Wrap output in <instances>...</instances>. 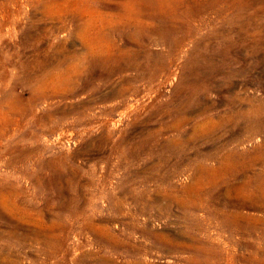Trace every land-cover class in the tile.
Masks as SVG:
<instances>
[{
	"label": "rangeland",
	"instance_id": "374dc122",
	"mask_svg": "<svg viewBox=\"0 0 264 264\" xmlns=\"http://www.w3.org/2000/svg\"><path fill=\"white\" fill-rule=\"evenodd\" d=\"M50 1L0 0V264H264V0Z\"/></svg>",
	"mask_w": 264,
	"mask_h": 264
},
{
	"label": "bare ground",
	"instance_id": "6f19581e",
	"mask_svg": "<svg viewBox=\"0 0 264 264\" xmlns=\"http://www.w3.org/2000/svg\"><path fill=\"white\" fill-rule=\"evenodd\" d=\"M52 1V0H51ZM50 1V2H51ZM54 2V1H53ZM52 3V2H51ZM54 3H56V1L54 2ZM73 4V3H72ZM122 5H123V7H124V9H125V14H126V16H128V7H129V5H130V1L129 0H123L122 1V3H121ZM51 6H53V5H51ZM70 6H72V5H70ZM92 6V5H91ZM56 7H58V6H56ZM61 7V6H60ZM73 7V6H72ZM94 7V6H93ZM55 8V7H54ZM53 7H50L49 5L48 6H45L44 7V14L47 16V17H49V18H53L54 17V19L55 18H57L56 16H62V14H64V13H62L61 14V9L59 10H56V9H54ZM59 8V7H58ZM95 8H98V6L96 5V7ZM62 9H64V8H62ZM69 9V8H68ZM77 9V8H76ZM93 9V8H92ZM91 8H90V10H92ZM101 9V8H100ZM85 10V9H84ZM93 10H95V9H93ZM63 11V10H62ZM66 11V10H65ZM64 11V12H65ZM77 11H79V10H77ZM97 11V10H96ZM99 11V10H98ZM112 11V10H111ZM67 12H69V10L67 11ZM83 12V11H82ZM86 12V11H85ZM89 12V11H88ZM79 13V12H78ZM112 13V12H111ZM68 14V13H67ZM75 14V13H74ZM77 14V13H76ZM89 14H90V12H89ZM95 14V13H94ZM101 14V13H100ZM65 15V14H64ZM79 15V14H78ZM71 16V15H70ZM89 16V15H88ZM102 16V15H101ZM121 16V15H120ZM73 18H74V16H72ZM81 16H79V18H80ZM85 17V16H84ZM84 17H82V18H84ZM94 17V16H93ZM95 17H97V16H95ZM104 17V16H103ZM112 17H113V15H112ZM45 18V17H44ZM76 18H77V16H76ZM42 19H43V17H42ZM85 19V18H84ZM90 19H92V16H91V18ZM117 19H119V18H117ZM41 20V19H40ZM43 20H45V19H43ZM87 20H89V19H87ZM87 20L85 21L86 22V24H87ZM95 20V22H96V19H94ZM100 20V19H99ZM108 20V19H107ZM42 21V20H41ZM47 21V20H46ZM77 21V20H76ZM81 21H83V20H81ZM102 21H104L103 19H102ZM118 21H120V20H118ZM48 22V21H47ZM84 22V23H85ZM91 22V21H90ZM98 22V21H97ZM96 22V23H97ZM112 22V21H111ZM85 24V25H86ZM91 24V23H90ZM90 24L89 25H87V26H90ZM92 24H94V21H93V23ZM105 24V23H104ZM81 25H82V22H81ZM80 25V26H81ZM85 25H83V27L85 26ZM113 25V24H112ZM79 26V27H80ZM96 26V25H95ZM99 26V25H98ZM111 26V25H110ZM113 27V26H112ZM81 28V27H80ZM79 28V29H80ZM94 28V27H93ZM96 28V27H95ZM99 28V27H98ZM101 28V27H100ZM116 28H118L117 26H116ZM180 30L181 29V27H176V28H171L170 30H169V33H174V31H176V30ZM44 30V29H43ZM98 31H99V29H98ZM83 33H85V32H83ZM95 33V32H94ZM96 34V33H95ZM37 40V39H36ZM40 40V39H39ZM38 40V41H39ZM37 43V42H36ZM44 52L46 51V49L45 50H43ZM38 52H40V51H38ZM43 52V53H44ZM47 52V51H46ZM41 53V52H40ZM93 54V53H92ZM91 56V55H90ZM86 57H88V56H86ZM96 57V56H95ZM94 57V58H95ZM153 57V56H152ZM131 63V62H130ZM135 63V62H134ZM95 64V63H94ZM123 72H129L130 74H128L127 73V75L124 77V80L122 81V83L117 87V89L115 90V91H113L114 92V97L116 98V99H122V101L123 100H125V99H127L128 98V96H130V98L131 99H135V100H137L138 102V104H136V105H140V102H142V100H144V99H141L142 98V96H141V90L139 89V87L138 86H135V84L134 83H141V82H143L144 84H152V83H155L158 79H160V77H162L163 76V73L165 72V68L163 67V66H161V64H158V65H153V64H151V63H144V65L143 64H136V65H129L126 69H124L123 70ZM57 74V73H56ZM56 74H51L50 76H49V79L47 78L46 79V81L44 80V79H35V81H34V83H35V92H39V91H45V89L46 88H48V89H50V90H52V92H56L57 90H59V86H60V84H61V81H63L64 80V77H62V76H59V75H56ZM171 74V73H170ZM42 75V74H41ZM66 75V74H65ZM171 76V75H170ZM45 78V77H44ZM66 78V77H65ZM168 80V79H167ZM68 83V82H67ZM154 87V86H153ZM112 92V93H113ZM159 92V91H158ZM157 92V93H158ZM148 93H154V89L153 88H151L150 90H149V92ZM145 96V95H144ZM146 97V96H145ZM150 98H152V97H150ZM121 101V100H120ZM121 103V102H120ZM119 103V104H120ZM145 103H147V101L145 102ZM193 103V102H192ZM135 105V104H134ZM134 105H132V106H130V108H129V110H139V106L138 107H135ZM121 106V105H120ZM123 106V105H122ZM206 109V108H205ZM252 109V108H251ZM260 110V109H259ZM140 111V110H139ZM244 111V110H243ZM129 112V111H128ZM131 112V111H130ZM126 113V112H125ZM131 113H133V112H131ZM254 111H249L248 110V112L246 111V112H244L243 114H242V117L243 118H245V119H252V117L254 116ZM129 114V113H128ZM208 114V113H207ZM257 114V113H256ZM237 115V114H236ZM228 116V115H227ZM223 117H225V116H223ZM236 116H234V118H235ZM186 118V117H185ZM215 118V117H214ZM239 118V117H238ZM194 119V118H193ZM210 119V118H209ZM237 119V118H236ZM191 120V119H190ZM232 120V119H231ZM240 120V119H239ZM256 120V119H255ZM261 120V119H260ZM259 120V121H260ZM199 121V120H198ZM235 121V119H233V122ZM237 121V120H236ZM242 121V120H241ZM178 122V121H177ZM204 122V121H203ZM206 122V121H205ZM214 122V121H213ZM216 122V121H215ZM245 122V121H244ZM251 122V121H250ZM188 123H189V121H188ZM201 123V122H200ZM211 123V122H210ZM222 123V122H221ZM220 123V124H221ZM252 123V122H251ZM175 124V123H174ZM173 124V125H174ZM209 124V123H208ZM255 124V123H254ZM172 125V126H173ZM184 125H187L186 123L184 124ZM201 125V124H200ZM252 125V124H251ZM211 126V125H210ZM219 126V125H218ZM239 126V125H238ZM247 126H248V124H247ZM163 127V126H162ZM177 128H178V126H177ZM162 129V128H161ZM158 130V129H157ZM165 130V129H164ZM180 131H181V128L179 129ZM218 130V129H217ZM260 130V129H259ZM152 131V130H151ZM159 131H160V129H159ZM111 132V131H110ZM148 132V131H147ZM176 132V131H175ZM204 132V131H203ZM234 132V131H233ZM255 133H257V134H260V133H262L263 131H258V130H256V131H254ZM109 133V132H108ZM183 133V132H182ZM199 133V132H198ZM245 133V132H244ZM32 134V133H31ZM107 134V133H106ZM105 134V135H106ZM221 134V133H220ZM225 134V133H224ZM233 134V133H232ZM236 134V133H235ZM28 135V134H27ZM111 135V134H110ZM104 136V135H103ZM109 136V135H108ZM161 136V135H160ZM200 136V135H199ZM217 136V135H216ZM220 136V135H219ZM139 137V136H138ZM152 137V136H151ZM166 137V136H165ZM195 137V136H194ZM225 137V136H224ZM105 137H103V139H104ZM177 138V137H176ZM181 138H184V137H181ZM180 138V139H181ZM209 138V137H208ZM213 138V137H212ZM220 138V137H219ZM174 139V138H173ZM179 139V140H180ZM207 139V138H206ZM111 140V139H110ZM156 140H157V138H156ZM190 140V139H189ZM194 140V139H193ZM211 140V139H210ZM162 140H160V142H161ZM176 142H179V141H177V140H175ZM191 141H192V139H191ZM200 143H202V142H200ZM204 143V142H203ZM202 143V144H203ZM163 144V143H162ZM246 144V143H245ZM132 145V144H131ZM133 147H134V145H132ZM146 146V145H145ZM150 146H151V144H150ZM216 146V145H215ZM214 146V147H215ZM218 146V145H217ZM228 146V145H227ZM232 146V145H231ZM150 148V147H149ZM212 148V147H211ZM141 150V149H140ZM147 150V149H146ZM153 150V149H152ZM151 150V151H152ZM177 150V149H176ZM223 150V149H222ZM226 151V150H225ZM145 153V152H144ZM150 153H152V152H150ZM149 154V153H148ZM215 154H216V152H215ZM227 154H229V153H227ZM150 155V154H149ZM198 155V154H197ZM141 156H143V155H141ZM140 156V157H141ZM151 156H153V155H151ZM235 156V155H234ZM194 158V157H193ZM232 158V157H231ZM138 159V158H137ZM218 159V158H217ZM257 159V158H256ZM220 160V159H219ZM255 160V159H254ZM158 161H160V160H158ZM163 161H165V160H163ZM213 161V160H212ZM261 161V160H260ZM196 162V161H195ZM255 162V161H254ZM199 163V162H198ZM196 164V163H195ZM216 164V163H215ZM230 164H231V162H230ZM234 164V163H233ZM228 165V164H227ZM243 165H245V164H243ZM204 166V165H203ZM202 166V167H203ZM215 166V165H214ZM201 167V168H202ZM239 167H240V164H239ZM245 167V166H244ZM193 168H195V167H193ZM200 168V169H201ZM227 168V167H226ZM230 168V167H229ZM255 168V167H254ZM209 169V168H208ZM239 169V168H238ZM244 169V168H243ZM205 170H206V167H205ZM211 170V169H210ZM219 170H221V169H219ZM233 170V169H232ZM241 170V169H240ZM227 171V170H226ZM229 171H230V169H229ZM264 171V170H263ZM259 172V171H258ZM213 173V172H212ZM217 173V172H216ZM231 173V172H230ZM207 174V173H206ZM210 174V173H209ZM215 174V173H214ZM251 174V173H250ZM260 174V173H259ZM226 175H228L229 176V174H226ZM213 176V175H212ZM225 176V175H224ZM228 176H225V177H228ZM202 178H204V177H202ZM213 178H215V177H213ZM249 178V177H248ZM197 179V178H196ZM206 179V178H205ZM220 179V178H219ZM252 180V179H251ZM211 181V180H210ZM209 181V182H210ZM217 181H218V178H217ZM199 182V181H198ZM208 182V181H207ZM201 183V182H200ZM237 183H240V182H237ZM236 183V184H237ZM242 183V182H241ZM204 184V183H203ZM207 184V183H206ZM212 184H213V182H212ZM218 184V183H217ZM190 185V184H189ZM192 186V185H191ZM235 186V185H234ZM184 187V186H183ZM189 186H187V188H188ZM229 187H230V185H229ZM228 187V188H229ZM238 187V185L236 186V190H235V192L237 193L238 191H241V190H244V191H251V192H255L256 191V188L255 187H253L251 184H246V185H244L242 188H240V189H238L237 188ZM258 187V186H257ZM201 188V187H200ZM231 188V187H230ZM193 189V188H192ZM186 190V189H185ZM189 190V189H188ZM233 190V189H232ZM168 192H170V191H168ZM167 192V193H168ZM227 192V191H226ZM258 192V191H257ZM241 193V192H240ZM256 193V192H255ZM230 194H232V193H230ZM259 194V193H258ZM236 195V194H235ZM229 196H231V195H229ZM247 195H245V197H246ZM249 197V196H248ZM251 197V196H250ZM249 197V199H251ZM187 198H189V197H187ZM193 198V197H192ZM232 198V197H231ZM243 198V197H242ZM245 199V198H244ZM248 199V200H249ZM252 201L254 200V199H251ZM258 202V204H259V202L261 201V198L258 196V195H256V200H254L253 202ZM198 203V202H197ZM249 203V202H248ZM185 204V203H184ZM244 205H246V204H244ZM223 209V208H222ZM212 210V209H211ZM220 212V211H219ZM224 212V211H223ZM224 214H225V212H224ZM233 215V214H232ZM240 213H238L236 216L239 218L240 217ZM242 216H246V215H241V217ZM251 216V215H250ZM240 217V218H241ZM243 217V218H244ZM249 217V216H248ZM255 217V216H254ZM243 218L241 219V220H243ZM250 219H251V217H250ZM256 219V218H255ZM238 220V219H237ZM234 221V220H233ZM62 246V245H61Z\"/></svg>",
	"mask_w": 264,
	"mask_h": 264
}]
</instances>
